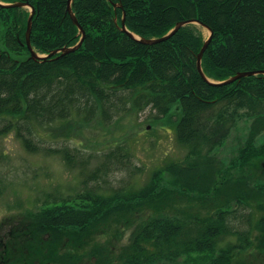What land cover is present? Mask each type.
<instances>
[{
	"label": "trees",
	"instance_id": "trees-1",
	"mask_svg": "<svg viewBox=\"0 0 264 264\" xmlns=\"http://www.w3.org/2000/svg\"><path fill=\"white\" fill-rule=\"evenodd\" d=\"M20 2L35 9L31 44L39 55L81 40L68 0H0ZM72 10L86 33L83 45L39 61L26 46L31 11L0 6V132H16L35 150L49 127L110 125L150 108L155 122L172 123L189 152L139 190L86 191L3 218L0 264H177L188 256L189 264H264V141L256 145L264 132V75L206 83L197 59L208 37L195 25L152 46L121 30L124 13L128 32L148 40L179 22L206 25L213 39L202 68L220 83L264 71V0H74ZM244 120L252 123L245 144L229 163L217 159L214 151ZM241 212L247 230L235 224Z\"/></svg>",
	"mask_w": 264,
	"mask_h": 264
},
{
	"label": "rangeland",
	"instance_id": "rangeland-1",
	"mask_svg": "<svg viewBox=\"0 0 264 264\" xmlns=\"http://www.w3.org/2000/svg\"><path fill=\"white\" fill-rule=\"evenodd\" d=\"M194 25L209 36L206 29ZM154 115L146 108L124 113L110 125L98 120L52 126L39 132L42 140H34L39 146L35 150L28 149L16 132H0V221L37 212L49 203L73 199L86 191L112 194L141 189L156 171L183 160L189 152V147L179 142L172 123L155 122ZM251 124L240 122L214 151L215 157L229 163L239 145L245 144ZM263 141L264 132L256 145ZM161 178L166 180L168 172ZM247 219L241 212L235 224L247 230ZM231 239L237 241L236 236ZM259 257L264 259V254ZM187 262L194 263L190 256L178 263Z\"/></svg>",
	"mask_w": 264,
	"mask_h": 264
},
{
	"label": "water",
	"instance_id": "water-1",
	"mask_svg": "<svg viewBox=\"0 0 264 264\" xmlns=\"http://www.w3.org/2000/svg\"><path fill=\"white\" fill-rule=\"evenodd\" d=\"M74 3V0H68L67 2V11L68 14L72 20V22L74 23L75 26L78 27L80 35H81V40L79 41V43L74 46V47H65L63 49L57 50L52 52L51 54L47 55V56H41L39 55L32 47L31 44V32H32V24H33V18L35 15V9L33 7H31L29 5L28 2H20V3H16V4H2L0 3L1 7H4L6 9H15V8H28L31 11L30 17L28 19V25H27V32H26V46L30 52L31 58L33 60H47L50 59L58 54H60L61 57L74 53L77 50H79L81 48V46L83 45L85 38H86V33L83 29V27L80 25V23L78 22V19L76 17V15L74 14L73 10H72V5ZM122 7V6H119ZM126 14L124 13V17L122 20V32L126 33L131 39H133L134 41L143 44V45H156V44H160V43H164L168 40H170L171 38H173L182 28L188 26V25H199L202 28L206 29L209 32V36L208 39L205 41L199 55H198V59H197V70L200 74V76L202 77V79L213 86H226V85H230L238 80L244 79V78H248V77H252V76H256V75H264V71L262 72H239L237 73L234 77L224 81V82H220V83H216V82H212L210 81L204 74L203 68H202V60H203V56L207 50V48L209 47L212 39H213V31L207 27L206 25L198 22V21H185V22H179L176 24L175 28L173 30H171L166 36L162 37V38H158V39H143L140 38L138 36H136L133 33L128 32L127 28H126V19H125Z\"/></svg>",
	"mask_w": 264,
	"mask_h": 264
}]
</instances>
